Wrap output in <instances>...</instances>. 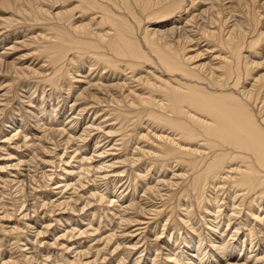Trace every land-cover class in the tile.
Masks as SVG:
<instances>
[{"label": "rangeland", "instance_id": "obj_1", "mask_svg": "<svg viewBox=\"0 0 264 264\" xmlns=\"http://www.w3.org/2000/svg\"><path fill=\"white\" fill-rule=\"evenodd\" d=\"M79 3L9 0L4 4L0 0V264H178L173 257L187 251L185 238L205 237L211 231L206 222L213 219L212 210L222 207L232 213V184L222 176H209L197 193L190 186L196 171L183 162L186 158L166 154L158 143L156 135L172 132L148 118L141 106H121L108 97L103 88L107 83L128 82L142 91L135 79L154 71L151 64L132 74L102 64L93 51L74 49L61 60L53 58V26L61 22L51 14ZM112 5L115 13L130 19L140 40V32L147 28L177 21L155 20L159 26L135 7L141 20L137 23L123 4ZM75 14V20L93 19L94 28L101 19L95 8L86 15L77 9ZM104 54L117 59L112 53ZM90 83L94 86L87 90ZM96 144L106 151L101 157L94 152ZM104 161L113 164L97 169ZM236 192L235 207L241 213L235 214L229 227L221 219L220 226L227 229L226 249L234 242L246 246L249 253L254 246L250 256L256 257L264 251V225L251 220L254 234L238 225L248 212V199L243 190ZM234 225L241 228L237 231ZM234 232L237 236H231ZM191 242L194 249H188L196 250ZM190 262L187 256L185 263Z\"/></svg>", "mask_w": 264, "mask_h": 264}, {"label": "bare ground", "instance_id": "obj_2", "mask_svg": "<svg viewBox=\"0 0 264 264\" xmlns=\"http://www.w3.org/2000/svg\"><path fill=\"white\" fill-rule=\"evenodd\" d=\"M19 1L16 0L17 3ZM54 1L65 4L69 0ZM79 1L80 3L75 7L57 10L51 14L61 22V25L53 26V33L56 36L51 46L53 58L61 60L74 49L93 51L102 64H107L118 71H123L125 68L132 74L144 68L146 64H151L154 71H150L146 76L136 75L138 78L136 77L135 80L142 85V91L133 89L132 84L128 85V82L118 84L113 82L114 84L110 85L107 83L108 85H103V88L108 97L121 106H141L147 110L148 118L172 132V135L163 133L156 135L160 140L157 139L158 143L166 154H181L186 158L183 162L189 164L194 172L196 171L190 186L197 193L202 191L209 176H222L232 184L231 193L228 192L231 195L232 213L229 209L231 214L227 209L225 212L220 206H218L219 210H212L213 219L206 222L211 231L205 237L196 233L194 237L185 238L187 251L181 254L180 258L175 254L174 261L176 260L178 264H186L188 256L191 264L263 263L264 251L256 257L250 256L255 251L254 246H250L251 252L248 253L246 246L235 245L233 242L232 248L228 251L226 248L229 242L224 237L227 229L224 230V225H220L222 219L229 227L235 214L241 213L235 207L238 205L236 189L243 190L244 198L248 199L246 203L248 212L245 211L244 220L238 222V225L247 227L251 232L254 231V225L249 224L251 220H258L264 225V0ZM1 2L9 4V0H1ZM110 3L113 7L119 3L123 4L125 12L127 11L137 23L141 20L135 7L146 16L148 22L155 23L158 19L171 21L174 18H177L175 19L177 21L167 23V26H160L156 22L160 28L151 27L140 32L142 33L140 40L134 33L130 19L115 13ZM93 8L101 13V19L96 23L97 28L93 26V19L75 20L77 9L82 15H86ZM202 18L204 21L200 24ZM145 46L147 51L144 49ZM102 49L106 53H112L117 59L108 57L104 54V50L101 51ZM8 65L7 63L6 66ZM89 80L88 82H91ZM96 82L98 83V81L94 83ZM93 86L90 83L86 88L91 90ZM94 94L96 93H91L90 96L97 95L96 98L99 99V95ZM36 131H39V127ZM99 145L96 144L94 148L97 157L105 154V150L101 151ZM195 156H200V160H193ZM189 157L191 159H188ZM83 160L85 161L84 158ZM105 162L96 165L97 169L110 167L113 164ZM218 185L220 186L221 182ZM245 199L240 200V204H243ZM66 203L64 204L68 205ZM127 208L128 206H124V209ZM239 228L241 227L235 229L238 231ZM237 233L234 232L231 236H237ZM171 238L170 236L169 240ZM260 238L262 239V236ZM109 240L108 243L111 241ZM191 241H194L196 250L188 249V247L194 249V244L193 246L190 244ZM174 242L175 238L172 240V243ZM167 257L172 258L169 254Z\"/></svg>", "mask_w": 264, "mask_h": 264}]
</instances>
